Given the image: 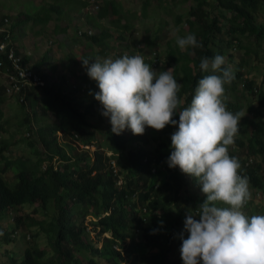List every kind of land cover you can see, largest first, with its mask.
<instances>
[{"label": "trees", "instance_id": "16d2710c", "mask_svg": "<svg viewBox=\"0 0 264 264\" xmlns=\"http://www.w3.org/2000/svg\"><path fill=\"white\" fill-rule=\"evenodd\" d=\"M75 1H79L77 6ZM151 1L164 3L144 0L137 14L127 11L117 0L103 3L99 0L43 3L26 0L24 12L0 16V45L14 46L23 54L19 64L35 71L44 81L41 86L25 85L9 95L5 81L14 65L6 54L0 53V221L12 219L7 229L0 224V264H183L179 233L183 230L185 213L198 211L195 208L206 194L195 177L182 173L178 167L169 168L166 163L175 127L166 125L162 130L146 127L152 133L158 131L159 141L150 148L144 145L139 134H131V130L113 133L109 119L101 114L102 105L94 97L99 91L97 82L87 72L77 75V59L71 63L68 59L62 67L50 51L35 61L32 53L22 52L15 46L18 30L23 25L38 26V36L45 33L51 21L58 23L54 33H67L73 21L76 36L77 30L88 23L98 26V21L112 15L116 18L111 22L119 31V38L125 41L117 48L111 43L114 36L110 29L104 28L87 37V42L91 41L99 49L86 53L83 58H89L92 63V59H102L112 50L130 51L125 34L132 28L133 20L138 17L146 20L154 15L150 11ZM188 1L193 2L188 17L184 20L181 14L175 15L173 26L179 27L182 36L194 33L200 46L182 51L176 39L168 40L165 59L160 60L155 52L159 65L154 69L172 68L173 76L182 84L178 96L187 105L199 79L210 74L201 71L202 58L216 54L226 57L235 75L225 85V103L228 110L241 116L234 143L228 146L229 155L239 159L240 174L248 177L250 194L264 196V71L259 82L246 70L252 68L254 61L256 66L264 64V0H183ZM94 6H98L95 13L91 8ZM161 25L167 27L170 22L162 21ZM158 41V36L154 41L145 40L151 48ZM237 51L243 52L239 60L235 57ZM129 55L136 53L131 51ZM119 57L120 54L114 53L113 59ZM149 63L152 66L153 61ZM45 65L52 68L50 73L42 70ZM9 96L25 112L23 127L38 136L42 147L27 137L28 149L11 155L8 137H2L7 132L2 120L3 106ZM244 97L245 104L241 101ZM27 106L31 113L26 112ZM244 107L248 117L242 116ZM174 118L179 119L178 115ZM35 122L42 125L33 129ZM91 147H95L93 152ZM10 170L16 171L13 184L6 178ZM258 210L260 205H255L250 198L242 206L245 214ZM90 213L94 216L90 221L93 230H99L96 240L90 237L89 227L84 223ZM39 214L42 219L36 217ZM23 228L31 230L33 242L23 254H18L14 250L18 235L14 233ZM42 237L49 249L41 245ZM137 237L140 241H136ZM130 256L134 257L130 259Z\"/></svg>", "mask_w": 264, "mask_h": 264}, {"label": "clouds", "instance_id": "9594fccd", "mask_svg": "<svg viewBox=\"0 0 264 264\" xmlns=\"http://www.w3.org/2000/svg\"><path fill=\"white\" fill-rule=\"evenodd\" d=\"M91 26L80 28L90 29L91 35L87 31L79 35L77 30L76 39L95 35ZM176 44L182 51L200 46L194 33L177 36ZM11 47L22 60L23 54ZM155 52L150 55L152 66L139 53L130 56L128 50L114 52L121 55L116 59L114 53L106 55L111 58H94L92 63L89 58L82 59L87 75L97 82L99 91L94 97L102 105L101 114L109 119L116 134L125 130L143 134L146 127H175L166 163L195 177L206 194L195 208L198 211L185 213L179 233L183 264H264V210L242 211L250 198L249 179L240 174L241 163L228 150L241 120L240 113L228 110L225 103V85L235 75L232 65L221 54L202 58L199 67L210 74L199 79L186 105L178 96L182 84L171 68L159 72L154 69L159 65ZM13 71L7 72L6 89ZM177 115L178 120L174 118Z\"/></svg>", "mask_w": 264, "mask_h": 264}, {"label": "rangeland", "instance_id": "374dc122", "mask_svg": "<svg viewBox=\"0 0 264 264\" xmlns=\"http://www.w3.org/2000/svg\"><path fill=\"white\" fill-rule=\"evenodd\" d=\"M26 0H0V16L2 15H17L20 12H24L26 10L25 5ZM36 3H43L45 1L50 0H32ZM101 3H103L104 0H99ZM121 5L125 6L124 8L132 11H136L138 14L141 12L142 3L144 0H117ZM79 1H75V4L77 6ZM90 2V1H89ZM163 5H159L157 2L151 1L150 2V11L154 14L152 17L142 20V17H138L137 19L132 21V28L125 34L128 37L129 45H131L130 52L135 51L136 54L139 53L140 56L144 58V61L149 64L150 61V55L153 51H157L160 55V60L163 57L165 59V55L168 52V40L173 41V39H176L177 36H182V33L179 29V27L173 26V18L177 14H181L183 19L186 20L188 17V11L193 3L192 1L183 2V0H178L177 3L174 2V0H163ZM24 3V4H23ZM12 5L13 8H10ZM88 9V8H87ZM86 9V11H87ZM84 15V13H83ZM95 15V14H93ZM23 18V17H22ZM21 18V19H22ZM116 16H110L107 19H103L99 22L98 26H91V24L88 23L89 26L93 28V31L96 33H100L104 28L110 29V32L114 36V38L111 40V43L113 45H120L122 41L119 38V31L116 29L115 26H113L112 22L113 19H115ZM76 21V20H75ZM166 21L170 22V26L162 27L161 22ZM77 22V21H76ZM79 22V21H78ZM57 21H51L48 26L46 27L45 33L36 36V31L38 29V26L36 28H26L24 25L18 30V49L22 52H29L32 53V57L35 61H38L42 58V56L50 51V55L53 56V59H59L57 61V65H62L63 63L67 64L68 59H70V63L72 60L77 59L78 65L76 66L77 69V75H83L86 73V69L83 67V56L86 53H94L96 50L99 49L98 46L92 45L91 41H88L86 39H76L75 35V26L76 23L71 21V25L69 27V31L67 33H54V27L56 26ZM30 24V23H29ZM58 24V23H57ZM183 30H188V25L185 24L183 27ZM158 36L159 41L154 46V48H151L149 45L146 44L145 40L147 38H150L154 41V37ZM78 38V37H77ZM53 41V43H51ZM125 44V43H124ZM138 48H140L142 51L139 52ZM129 51V50H128ZM114 52H119V50H112L110 52V55ZM128 53V52H127ZM243 55V52L237 51L236 52V59L239 60L240 56ZM111 56H104L103 58H108ZM255 61L252 63V68L249 69V67L246 68V70H250L251 73L256 77L257 81H261L262 74L264 71V64H260L258 66L254 65ZM46 72L50 73L52 68L48 67V65L44 66ZM68 68V66H67ZM59 72L64 73L61 69H58ZM172 71V68H171ZM159 72V71H158ZM70 77V76H69ZM71 80V79H70ZM76 83H82V81L74 80ZM241 87L238 90V94L241 96ZM248 96V95H247ZM246 96V97H247ZM92 97V96H91ZM246 97L242 98L241 101L243 104L246 102ZM229 99H232V96L229 97ZM83 105V104H82ZM4 116L2 120L6 123V133H3L2 137L5 139V137H8V141L10 142V147L12 149L11 155L15 156L17 152H25V150L28 149L26 138L31 137L34 140L37 141V145L39 147H42L41 142L38 140V136L30 133V130H27L26 127H23L22 121L24 118L25 112L21 109V107L17 104V101L14 98H8V101L3 106ZM26 112L31 113L30 106H27ZM242 116L248 117V111L244 107L242 109ZM41 122L34 123L33 129H37L40 127ZM154 131V130H153ZM131 134H133L130 131ZM59 137H62L61 133H58ZM139 137L143 139L144 145L147 147H151L155 145L159 139H158V131H154L152 133L151 131L146 130L143 134H139ZM30 138V139H31ZM86 148V147H85ZM95 150V147H91V152ZM16 171L10 170L6 176L9 183H14L16 180L15 176ZM250 199H253L255 201V205H260L261 210H264V196L261 194L252 195L250 194ZM15 213V211L13 212ZM23 213V211L21 212ZM38 219H42L43 217L39 214L36 216ZM50 218V217H49ZM94 219V216L90 213L86 219L84 220V223L88 225L90 237L93 240H96V235L99 232L97 229L94 231L93 225L90 223L91 220ZM12 221V219H7L4 221H0L1 226L3 229H7L9 223ZM1 231H0V237H1ZM22 233V234H21ZM31 234V230H26L23 228V230L18 229L17 230V242L16 245H14V250L20 254V252L23 254L25 252V249L28 247L30 242H33V237L31 234V238L27 239V235ZM106 236H110L109 233L106 234ZM140 238H136V241H140ZM41 245L46 246V248H50L47 244V240H45L44 237L41 238ZM130 240H127V243H129ZM103 240L99 242V245L102 246ZM138 252V250H137ZM133 254V252L131 253ZM134 256H130V259H132ZM138 264H141L140 262Z\"/></svg>", "mask_w": 264, "mask_h": 264}, {"label": "built area", "instance_id": "2783aa9c", "mask_svg": "<svg viewBox=\"0 0 264 264\" xmlns=\"http://www.w3.org/2000/svg\"><path fill=\"white\" fill-rule=\"evenodd\" d=\"M93 12L98 9V6L91 7ZM89 35L92 34V31L79 29L78 34L83 35L85 32ZM7 45L2 43L0 45V53L7 54L10 63L14 65V71L11 74V79L9 80V84L7 85V92L9 94L19 91L22 86L25 85H43L44 81L35 71L28 69L27 67H22L19 62L21 58L16 54L13 47L10 48L9 52H7Z\"/></svg>", "mask_w": 264, "mask_h": 264}, {"label": "crops", "instance_id": "0c3cea01", "mask_svg": "<svg viewBox=\"0 0 264 264\" xmlns=\"http://www.w3.org/2000/svg\"><path fill=\"white\" fill-rule=\"evenodd\" d=\"M107 19V18H106ZM124 21V20H123ZM43 70H45V68L43 67Z\"/></svg>", "mask_w": 264, "mask_h": 264}]
</instances>
